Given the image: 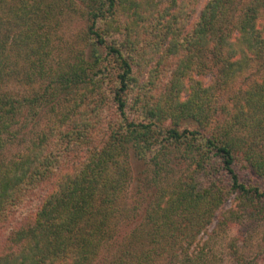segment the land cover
Returning a JSON list of instances; mask_svg holds the SVG:
<instances>
[{
	"label": "trees",
	"instance_id": "trees-1",
	"mask_svg": "<svg viewBox=\"0 0 264 264\" xmlns=\"http://www.w3.org/2000/svg\"><path fill=\"white\" fill-rule=\"evenodd\" d=\"M202 1L0 0V264H217L190 250L232 196L222 227L264 225L240 174L264 180V0H207L192 23ZM66 10L84 49L57 61ZM132 154L158 189L141 215Z\"/></svg>",
	"mask_w": 264,
	"mask_h": 264
},
{
	"label": "rangeland",
	"instance_id": "rangeland-1",
	"mask_svg": "<svg viewBox=\"0 0 264 264\" xmlns=\"http://www.w3.org/2000/svg\"><path fill=\"white\" fill-rule=\"evenodd\" d=\"M206 1L207 0H203L197 7V12L193 17L192 23H195L198 20ZM84 24L85 21L80 17L79 13L71 12L70 10H66V14L59 18V23L54 25L55 31L52 33L54 57H56L55 60L59 61L61 58H70L72 56L70 54V49H74L77 53L84 49V43L80 40V35L84 30ZM12 88L16 94L25 93V90L18 88L17 85H14ZM21 149L22 147L16 144L13 148L6 151V156L12 158ZM131 160L133 182L129 191H127L126 207L128 208L135 203L139 204V215H141L146 209V203L148 204L150 199L156 195L158 189L157 187H152L154 186L152 182L153 185H148L146 180L144 185L139 188V179H148L149 181H152L155 174H153L151 168L148 167L147 169L144 162L140 161V159L134 154H132ZM180 174L181 172L178 169H175V172H171L170 178L176 179ZM240 174L243 181L256 184L264 190L263 179H260L255 175L253 176L249 172H241ZM165 176L166 175L163 174V177ZM161 181L162 179H160L159 183H161ZM171 181L172 180H167L164 184L171 183ZM52 188L53 186H51V189ZM44 192L45 190L41 189L40 193L35 192V194L29 198L26 204H24V214L22 213V215L18 213L15 216V218H17L14 222L15 225L20 222L19 220H23L24 218H27V216L30 217L36 213L40 206V202H42V193ZM233 200L234 196L228 200L224 209L217 214L214 222L209 228L199 235L198 241L190 251L196 253L203 251L208 258L217 264H264V225L252 220H240L236 222L230 220L226 227H222L221 225L223 220L226 221L225 218L231 219L232 217L229 215V212L237 205ZM136 220L141 223L140 216L136 218ZM5 238L4 232L0 230V243H2ZM3 245L4 244H2V246ZM236 251L238 254H236ZM180 252L181 250L178 251V253Z\"/></svg>",
	"mask_w": 264,
	"mask_h": 264
}]
</instances>
